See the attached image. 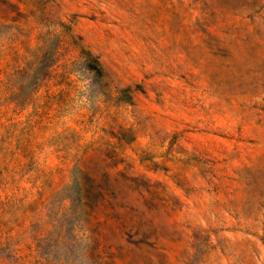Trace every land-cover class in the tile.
<instances>
[{
    "label": "rangeland",
    "instance_id": "obj_1",
    "mask_svg": "<svg viewBox=\"0 0 264 264\" xmlns=\"http://www.w3.org/2000/svg\"><path fill=\"white\" fill-rule=\"evenodd\" d=\"M0 264H264V0H0Z\"/></svg>",
    "mask_w": 264,
    "mask_h": 264
},
{
    "label": "trees",
    "instance_id": "obj_2",
    "mask_svg": "<svg viewBox=\"0 0 264 264\" xmlns=\"http://www.w3.org/2000/svg\"><path fill=\"white\" fill-rule=\"evenodd\" d=\"M90 196H91V195L88 193V191L83 193V197H85V199H89ZM98 248H99V247H98Z\"/></svg>",
    "mask_w": 264,
    "mask_h": 264
}]
</instances>
